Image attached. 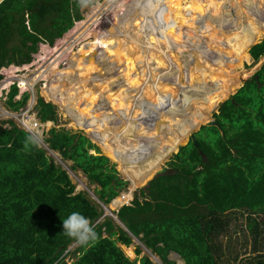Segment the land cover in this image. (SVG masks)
Segmentation results:
<instances>
[{
  "label": "trees",
  "instance_id": "trees-1",
  "mask_svg": "<svg viewBox=\"0 0 264 264\" xmlns=\"http://www.w3.org/2000/svg\"><path fill=\"white\" fill-rule=\"evenodd\" d=\"M250 2L245 0L241 5ZM82 10L79 0L2 1L0 71L10 65L31 63L40 44L52 46L83 18ZM119 34L113 31L109 36L123 40ZM80 49L73 57L75 61ZM249 53L253 64L264 56V38L252 44ZM159 54L157 51L153 55L148 83L152 92H164L165 99H156L157 107L163 100L177 110L175 101L180 100L181 104L182 99H186L185 95L182 98L178 95L184 85L176 81L177 87L170 79L180 81L190 75L189 65L187 69V64L177 58L178 69L171 67L174 71L169 79L165 76L169 71L164 75L153 71L165 64ZM200 63L204 71L209 72L211 63L206 58H201ZM74 65L71 61L67 69ZM220 67L224 66L220 64ZM59 70L63 73L66 69ZM71 73L77 74L76 71ZM3 77L0 72V81ZM63 80L66 78H61V82ZM61 82L59 88L47 85L43 94L48 99L61 101L73 117L72 110L65 105L69 100L61 91ZM18 90L14 84L8 94L7 106L11 109L25 106L30 97V93L25 92L20 99H14ZM157 96L154 92L152 98ZM113 104L112 108L90 119L85 128L100 146L99 136L113 126L115 130L108 136L112 141H119L120 136L129 142L127 132L134 134L137 129L140 135H150L149 126L141 124L142 117L135 107L131 106V113L140 118V122L126 121L125 115L117 110L123 103L115 101ZM209 105L201 100L194 106L192 121L202 116ZM36 108L44 123L59 121L53 102L39 96ZM215 117L219 125H202L194 133L195 139L180 146L169 162L170 172L154 177L145 188L134 192L136 196L130 204L113 212L127 229L113 216L106 215L102 204L113 202L129 187L130 180L119 174L111 156L107 152L103 154L99 145L86 134L54 125L45 142L63 159L72 160V168L81 169L90 183L97 185L95 194L101 203L94 201L87 191L76 190L68 171L56 163L47 148L32 145L26 148L30 132L13 120L9 121L10 126L0 125V264H67L69 248L76 242L64 234L62 220L72 212L87 217L98 234V240L91 246L79 245L75 249L73 264H155L148 255L132 259L125 253L121 244L131 246L134 237L167 264H175L168 258L170 251L178 253L185 264H235L239 261L264 264V246L259 241L264 232V62L219 106ZM115 118L117 123L103 127ZM181 123V118L173 111L158 109L150 122L151 128L159 133L160 130L176 131ZM184 134L180 141L186 140ZM162 150L153 153L151 158L155 159ZM240 215L246 216L245 226L237 223ZM233 233H243L246 239L252 235V254L240 259L239 253L231 247L232 239L224 242ZM141 252L138 245L136 253Z\"/></svg>",
  "mask_w": 264,
  "mask_h": 264
},
{
  "label": "rangeland",
  "instance_id": "rangeland-1",
  "mask_svg": "<svg viewBox=\"0 0 264 264\" xmlns=\"http://www.w3.org/2000/svg\"><path fill=\"white\" fill-rule=\"evenodd\" d=\"M244 1L97 0L94 5L83 8V18L77 20L63 36L57 38L52 46L41 43L31 63L22 67L10 65L1 69L4 77L0 81V118L3 119L2 122L7 119L17 124V115L24 113L6 108L8 94L14 83L19 89L14 99H20L25 92L30 93L27 103H31L33 107V111H30L31 116L37 114L39 96L56 105L59 121L56 124L51 120L45 122L44 129L39 134V137L43 135L40 137V146L43 147H48L45 137L54 125L81 131L91 139L93 136L85 129L90 119L105 109L112 108L113 103L117 101L123 103L117 110L118 113L125 115L126 121L133 119L140 122V118L138 120V117L131 113L133 112L131 106L135 107L142 117L141 124L144 123V127L149 126L150 135H140L137 129L134 134L127 132L129 142L122 140L120 136L119 141H112L108 136L115 130L113 126L109 127L104 135L99 136L98 140L102 147L99 143L98 145L103 154L108 153L113 157L108 156L116 164L119 174L130 180L129 187L124 191L129 189L133 193L139 191L141 185L145 188L156 177L155 173L161 167L171 168L169 166L171 158L179 151L180 146L189 142L192 138L191 133L197 132L204 125V121L212 118L218 124L215 114L219 112V106L233 96L245 80L250 79L262 66L264 56L253 64L249 49L253 43L264 38L263 0H251L250 3L241 5ZM113 31H119V38L123 40L111 39L109 35ZM133 37H136L137 41L134 42ZM79 49L75 61L73 57ZM157 51L160 52L159 58L165 61L161 68L153 70L159 75L167 70L169 73L165 76L170 79L172 70L178 69L177 58L187 64V69L189 65L190 75L180 78V81L174 77L170 79L171 84L177 87L176 81L184 85L183 91L180 89L178 95L180 98L185 95L186 99H182L181 104L180 100L175 101V104L178 102L177 110L165 104L163 100V104L157 107L156 99L165 97L164 92L154 91V87L153 91L158 96L152 98L154 92L148 83L149 68ZM244 52L246 53L243 57ZM201 58H206L215 66L210 64L209 72H205L200 63ZM71 61H74L75 65L69 70L67 68ZM219 63L224 67H220ZM60 68L66 70L60 73ZM72 71H76L77 74L73 75ZM153 75L155 76L154 73ZM61 78L66 80L61 82ZM60 82L65 88L61 87V91L69 100L65 105L72 110L73 117L65 110L61 101L53 97L48 99L43 94L47 85L52 84L59 88ZM201 100L209 102L210 105L204 114L193 122L192 111ZM157 109L171 110L176 117H180L182 123L179 129L173 132L160 130V133L153 130L150 122ZM127 114H130V117L126 116ZM144 119L147 122H144ZM114 123H117V118L103 127ZM7 126H10V123L4 125ZM186 131L188 132L186 140L180 143V137ZM92 141L97 144L94 138ZM159 150L162 151L152 159L151 155ZM47 151L57 164L68 171L76 183L77 190L87 191L94 201L101 203L95 194L97 185L91 184L81 169H73L72 160L63 159L58 151L49 149ZM159 160L161 163L158 167H153ZM148 171L150 173L146 179H142ZM139 181V185L133 188L132 185ZM130 199H124L123 204L116 207L112 206L115 201L109 205L102 204L105 214L113 216L125 227L113 212L118 211L124 202ZM237 223L245 226L246 216H241ZM243 235L233 233L224 241L232 239L231 247L239 253L240 259L252 254L253 249L252 235L247 239L243 238ZM262 236L259 241L264 246V232ZM138 245L142 250L140 254L136 253ZM78 246L77 243L70 246L71 253L65 258L67 264H73L76 259L73 252ZM121 246L132 259L148 255L155 264H167L159 254L145 246L137 237H134L131 246L123 244ZM168 258L175 264H185L184 259L175 251H170Z\"/></svg>",
  "mask_w": 264,
  "mask_h": 264
},
{
  "label": "clouds",
  "instance_id": "clouds-1",
  "mask_svg": "<svg viewBox=\"0 0 264 264\" xmlns=\"http://www.w3.org/2000/svg\"><path fill=\"white\" fill-rule=\"evenodd\" d=\"M93 3V0H79L81 8L88 7ZM27 104V103H26ZM50 122V121H47ZM25 127L31 129L34 125H29L25 121ZM41 139L38 135H29L25 141V147L29 145L39 147ZM45 148L51 150L49 147ZM62 228L64 234L81 246H91L98 240V234L95 231L94 225L90 220L79 212H72L67 218L62 220Z\"/></svg>",
  "mask_w": 264,
  "mask_h": 264
},
{
  "label": "built area",
  "instance_id": "built-area-1",
  "mask_svg": "<svg viewBox=\"0 0 264 264\" xmlns=\"http://www.w3.org/2000/svg\"><path fill=\"white\" fill-rule=\"evenodd\" d=\"M16 84V83H14ZM25 107V108H23ZM21 108H19L18 110L20 111H24L23 114H18L17 115V125L20 126L21 128L25 129L26 131L30 132L32 135H38L40 134V131L44 129V122L35 114V115H30V111H33V107H32V104L31 103H27L25 106H23ZM7 109H11L9 107H6ZM14 110V109H12ZM17 111V110H16ZM3 119L0 118V122L2 121ZM25 121H27L29 123V125H34V127H32L31 129L29 128H26L25 127ZM6 123H9V120H5V122H1L0 125L3 124V126L6 124ZM40 137H43V135H40ZM125 192H128V191H123L120 193L118 199L120 200H124V199H129L133 197V192L128 196V198H126V194ZM131 199L127 202H124V204H130L131 203ZM117 199H115L114 201H116Z\"/></svg>",
  "mask_w": 264,
  "mask_h": 264
},
{
  "label": "water",
  "instance_id": "water-1",
  "mask_svg": "<svg viewBox=\"0 0 264 264\" xmlns=\"http://www.w3.org/2000/svg\"><path fill=\"white\" fill-rule=\"evenodd\" d=\"M2 1H4V0H0V3L2 2ZM255 43H257V42H255ZM254 44V43H253ZM245 80V79H244ZM247 80H245V82H246ZM229 98H231V97H229ZM204 123V125H208V126H212V125H217V121L216 120H214V119H212V118H210L209 120H207V121H204L203 122ZM191 137L193 138L194 137V133L192 132L191 133ZM91 138V137H90ZM92 140H93V138H91ZM98 144V143H97ZM167 172H170V169H168V168H166V167H161L156 173H155V176H158V175H161V174H163V173H167ZM127 178V177H126ZM128 179V178H127ZM140 188H144V185H141L140 186ZM77 190V189H76ZM77 191H79V190H77ZM136 196V194L135 193H133V197H135Z\"/></svg>",
  "mask_w": 264,
  "mask_h": 264
},
{
  "label": "bare ground",
  "instance_id": "bare-ground-1",
  "mask_svg": "<svg viewBox=\"0 0 264 264\" xmlns=\"http://www.w3.org/2000/svg\"><path fill=\"white\" fill-rule=\"evenodd\" d=\"M187 134H188V133H185L184 135L187 136ZM183 141H185V138L182 139V140L180 141V143L183 142ZM176 146H177V145H175L174 147H176ZM160 163H161V161L159 160L158 162L154 163L153 167L157 168L158 165H159ZM148 173H150V172L148 171V172L144 175V178H142V179H146ZM139 183H140V181L137 182V183H134V184L132 185V187L134 188V187L138 186ZM131 193H132L131 190H129L127 193H125V194H126V197L128 198V196H129ZM122 201H123V200L117 199V200L114 202V204H113L112 206H113V207H116V206H118L119 204L121 205ZM122 204H123V203H122Z\"/></svg>",
  "mask_w": 264,
  "mask_h": 264
},
{
  "label": "crops",
  "instance_id": "crops-1",
  "mask_svg": "<svg viewBox=\"0 0 264 264\" xmlns=\"http://www.w3.org/2000/svg\"><path fill=\"white\" fill-rule=\"evenodd\" d=\"M49 46H50V45H49ZM26 65H28V64H25V65H23V66H26ZM13 66H16V65H13ZM17 67H22V66H17ZM1 122H2V121H1ZM1 122H0V123H1Z\"/></svg>",
  "mask_w": 264,
  "mask_h": 264
}]
</instances>
